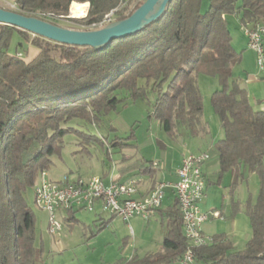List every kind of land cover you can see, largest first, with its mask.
I'll use <instances>...</instances> for the list:
<instances>
[{
  "label": "trees",
  "instance_id": "16d2710c",
  "mask_svg": "<svg viewBox=\"0 0 264 264\" xmlns=\"http://www.w3.org/2000/svg\"><path fill=\"white\" fill-rule=\"evenodd\" d=\"M207 1L203 8V0H171L158 20L112 41L103 51L56 44L0 25V264H39L42 250L35 247L36 219L26 194L49 169L66 135H75L82 146L99 145L109 160L108 147H132L123 141L133 134L108 144L105 137L81 131L71 122L99 126L125 101L117 95L124 90L133 101L153 94L148 117L169 136H175L177 125L191 137L204 135L198 75L216 78L218 84L210 104L223 132L213 144L219 177L233 173L234 189L247 173L255 174L259 188L255 203L246 205L251 237L245 248L234 251L226 237L214 236L210 244L194 249L195 263L264 264V113L252 110L247 92L232 79L239 54L225 22L226 16L239 14L241 23H264V0ZM133 2L15 0L14 12L54 25L65 20L87 30L111 11L118 21L127 18L143 3L131 9ZM72 3L89 5L85 18H67ZM26 45L38 51L29 60L18 56L27 54ZM156 171L152 162L128 156L116 169L119 177L136 172L152 179ZM174 199L165 213L161 251L118 264H169L182 256L187 241ZM75 213L68 212L69 222L77 221ZM110 221L100 223L98 231Z\"/></svg>",
  "mask_w": 264,
  "mask_h": 264
},
{
  "label": "rangeland",
  "instance_id": "374dc122",
  "mask_svg": "<svg viewBox=\"0 0 264 264\" xmlns=\"http://www.w3.org/2000/svg\"><path fill=\"white\" fill-rule=\"evenodd\" d=\"M142 2L144 0H134L131 9ZM207 4L208 1L203 0V8ZM9 9L10 11H16L15 6ZM67 18L78 19L72 18L69 11ZM115 21L118 20L115 19L113 14L109 21L107 19L102 20L87 30L65 20L57 21V26L79 31H96ZM225 22L232 37L231 44L233 41V46L238 47V43L243 42V38L246 39L241 31V24L238 23V15L226 16ZM26 47H28L27 54L18 53V56L29 60L38 51L30 45H26ZM236 72L237 69L234 67L232 69L233 75H236ZM139 83L144 86L143 81ZM197 85L203 97L201 117L207 122L212 137L215 133L221 135L222 129L218 117L214 114L210 104V97L218 88L217 80L213 77L198 75ZM117 95L121 98L125 97V101L105 117L99 126H91L81 121L71 122L70 125L81 131L92 133V135L105 137L108 144L115 137L126 139L133 134L134 138L123 141V143L132 145V147H108L111 153V160H109L105 151L99 145L82 146L81 141L75 135L68 134L63 138L59 154L51 157V165L46 170L48 179L59 181L64 177H68L72 181L78 177L86 179L92 176L103 177L108 173L110 175L118 167L123 156H128L132 160L149 161L157 164L158 169L160 167L161 170H170L176 165L179 158L186 153L187 149L196 150L193 145L195 137L189 136L183 127L177 125L175 132L179 134V137H171L162 130L157 120L148 117L150 107L154 101L153 94L149 93L146 98L136 101L131 100L124 90L118 91ZM110 127L113 128V131L109 130ZM211 139L207 140L211 141ZM185 145L188 148H185ZM134 174H131V176ZM225 185L226 181L221 186H213L208 193L206 191V197L209 199L205 198L200 204V208L204 207L209 200L213 199L212 202H218L220 195L224 194L223 186ZM26 198L36 219L35 247L42 250L39 264H118L121 261L128 260L134 254L141 257L146 253H156L161 248L159 224L155 229H147L146 222L139 218L128 222L134 231L132 236L128 223L126 224L118 217L112 219L104 229L98 231L102 221H96L94 213L76 212L74 215L76 222H69L65 213H58L57 218L61 223V230L57 235H49L47 233V213L34 204L33 191H28ZM167 204L169 202L166 200L164 205ZM102 217L105 220L110 219L108 213H103Z\"/></svg>",
  "mask_w": 264,
  "mask_h": 264
},
{
  "label": "built area",
  "instance_id": "2783aa9c",
  "mask_svg": "<svg viewBox=\"0 0 264 264\" xmlns=\"http://www.w3.org/2000/svg\"><path fill=\"white\" fill-rule=\"evenodd\" d=\"M114 11L103 20L110 19ZM95 26V25H92ZM241 31L247 39V48L254 54L255 67L259 74H264V26L241 23ZM206 153L187 154L176 171V182H160L157 197L149 193L139 196L140 179L118 182L110 176L107 183L102 177L92 176L86 179L76 178L53 181L44 171L33 187L34 204L48 215V233L57 235L61 230L58 213L69 211L93 213L99 208L102 213L118 217L124 222L139 218L147 222L161 208L165 190L171 188L177 200L182 218V233L187 241V248L177 260V264H195L194 249L210 244L211 238L204 236L203 224L210 218H219L216 211L203 213L200 204L206 197V182L203 165L208 161ZM153 166H158L153 164ZM150 198L149 207H140V199Z\"/></svg>",
  "mask_w": 264,
  "mask_h": 264
},
{
  "label": "crops",
  "instance_id": "0c3cea01",
  "mask_svg": "<svg viewBox=\"0 0 264 264\" xmlns=\"http://www.w3.org/2000/svg\"><path fill=\"white\" fill-rule=\"evenodd\" d=\"M15 6V0H0V8L5 10H10ZM238 15V23L241 24L240 15ZM245 37V36H244ZM232 39V37H231ZM238 47H232L237 54H239V62L234 66L237 69L236 75L232 73V79L247 92L249 103L252 107L254 112H262L264 113V74H259L255 67V60L254 54L251 50L247 48L246 39L243 38V42L238 43ZM233 67V68H234ZM232 68V69H233ZM205 123L206 134L199 135L195 137L193 140V145L195 146L196 150L192 151L187 149L186 153L190 154H199V153H206L209 157L208 161L203 165V173L205 176L206 182V191L207 193L212 190L213 186H221L225 181L226 185L223 186L224 194L220 195V199L218 202H212L209 200L208 203L201 207V211L203 213H208L212 211H216L219 213V218H210L207 220L203 226L202 231L204 236L213 238L214 236L222 235L226 237L231 243L234 251H241L245 248L246 243L249 241L251 237V227L249 223V219L246 215V205L248 202L253 205L256 201L257 194H258V178L255 174L247 173L244 178L238 183V185L232 189V183L235 179L233 173H225L221 178L219 177V158L218 152L214 147V143L222 138L223 132L215 133L212 137L207 122L203 119ZM176 131V129H175ZM179 137V134L175 132V138ZM215 136V137H214ZM211 139V141L207 139ZM188 148L185 145V148ZM185 153V154H186ZM181 156L177 161L176 165L172 167L170 170H161L160 167L154 166L157 168L155 175L152 178L148 176L140 175L136 172L133 176L129 173L125 176L119 177L116 169H114L113 173L109 175L106 174L102 178L105 183L110 176L113 179L117 180L118 182H127L130 179H140L141 182L139 183V196H144L150 192L152 187L157 182H166L169 184H173L176 182V171L178 170L182 158L185 156ZM187 155V154H186ZM154 164V163H153ZM174 164V163H173ZM120 164L118 165V167ZM125 179V180H124ZM232 189V191H231ZM174 192L171 188H167L165 190L164 199L159 211L146 222L147 229H155V227L159 224V242H161L162 249V241L166 232V219L165 213L167 212L168 208L172 205L173 201L175 200ZM207 198V197H205ZM209 199V198H207ZM168 201L169 204L164 205L165 201ZM96 221H106L102 216L103 213L100 211L99 208L93 212ZM110 219L116 218L111 215ZM69 218V216H66ZM137 218H132L131 220H135ZM128 222H125L126 224ZM128 227L130 230L131 235L133 236L134 231L132 230L131 226L128 223ZM48 233V227H47ZM49 234V233H48ZM50 235V234H49ZM158 251V252H159ZM148 254V253H146ZM145 254V255H146ZM133 256L138 255L134 254ZM144 256V255H143ZM141 256V257H143ZM129 257V258H131ZM128 258V259H129ZM178 260V259H177ZM177 260L169 263V264H177ZM195 264H202V263H195Z\"/></svg>",
  "mask_w": 264,
  "mask_h": 264
},
{
  "label": "water",
  "instance_id": "95a60500",
  "mask_svg": "<svg viewBox=\"0 0 264 264\" xmlns=\"http://www.w3.org/2000/svg\"><path fill=\"white\" fill-rule=\"evenodd\" d=\"M171 0H145L130 16L115 21L101 30L79 31L65 29L35 17H27L0 8V25L12 26L60 45L88 47L103 51L117 39L135 35L158 20Z\"/></svg>",
  "mask_w": 264,
  "mask_h": 264
},
{
  "label": "bare ground",
  "instance_id": "6f19581e",
  "mask_svg": "<svg viewBox=\"0 0 264 264\" xmlns=\"http://www.w3.org/2000/svg\"><path fill=\"white\" fill-rule=\"evenodd\" d=\"M88 10V4H71L70 16L72 18H83L86 16ZM261 22H249V25H260ZM264 26V23H263ZM160 186V182H157L149 192V197H157V189ZM150 206V198H142L140 199V207H149Z\"/></svg>",
  "mask_w": 264,
  "mask_h": 264
}]
</instances>
